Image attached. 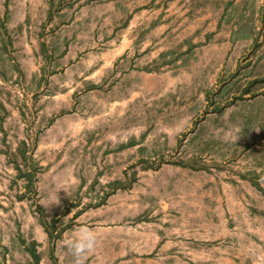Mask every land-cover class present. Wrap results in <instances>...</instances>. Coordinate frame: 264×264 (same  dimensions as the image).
<instances>
[{
  "label": "rangeland",
  "instance_id": "374dc122",
  "mask_svg": "<svg viewBox=\"0 0 264 264\" xmlns=\"http://www.w3.org/2000/svg\"><path fill=\"white\" fill-rule=\"evenodd\" d=\"M263 1L197 0L173 38L133 0H0V264H53L35 203L56 264L80 226L84 264H264Z\"/></svg>",
  "mask_w": 264,
  "mask_h": 264
},
{
  "label": "trees",
  "instance_id": "16d2710c",
  "mask_svg": "<svg viewBox=\"0 0 264 264\" xmlns=\"http://www.w3.org/2000/svg\"><path fill=\"white\" fill-rule=\"evenodd\" d=\"M259 18H260V22L263 23L264 22V1H263V6L260 10L259 13ZM255 46V45H254ZM264 80H260V81H251L248 83V85H246V87L242 90V94H247L248 92H250L249 90L251 89V87L257 83V82H263ZM33 150V148H31L30 150L28 149L26 142L22 141L18 147V154L20 156L21 162L22 164H20L17 160H14V168H16V170L18 171L17 174V178L20 180H23L25 182L24 188H25V193L23 195H21L19 197V200H23V198H25V196L27 194L31 193V196L33 198L36 197V187H35V182H36V175L42 170L40 167H38L36 165V163H33V159L32 157L29 155V153ZM6 155V157L9 159V154L7 152L4 153ZM23 166L26 167V169L23 168ZM251 182L254 186L257 187V189L264 194V189L262 186H260L256 181H254L253 179H251ZM114 184L121 185V183L119 182H115ZM107 196V194L104 196V198L102 199V203L104 202L105 197ZM100 203V204H102ZM35 208L37 210V212L39 213V223L42 226V228L44 229V231L46 232L48 239H49V243H50V258L53 262V264H56V258L54 256V249H55V240L56 238H58L59 234H57L58 236L55 237L54 233H53V228L55 226L56 221L53 220V222L50 224L47 222L46 217H45V212L43 210V208L38 205L37 203H35ZM264 216V214H263ZM22 246L24 247L25 251L29 254L31 262L30 264H40L41 261V255L37 250L38 247V243L36 241H31L29 244H27L24 240L21 241Z\"/></svg>",
  "mask_w": 264,
  "mask_h": 264
},
{
  "label": "crops",
  "instance_id": "0c3cea01",
  "mask_svg": "<svg viewBox=\"0 0 264 264\" xmlns=\"http://www.w3.org/2000/svg\"><path fill=\"white\" fill-rule=\"evenodd\" d=\"M137 2L140 14L148 15L152 32L179 37L187 30L188 19H196L193 11L197 0H133ZM200 14L199 11H197ZM198 17L197 19H199ZM175 35V36H174ZM172 38V39H173ZM185 37L181 38L184 43ZM182 50H184L182 48Z\"/></svg>",
  "mask_w": 264,
  "mask_h": 264
},
{
  "label": "clouds",
  "instance_id": "9594fccd",
  "mask_svg": "<svg viewBox=\"0 0 264 264\" xmlns=\"http://www.w3.org/2000/svg\"><path fill=\"white\" fill-rule=\"evenodd\" d=\"M260 180L264 181V177ZM74 232L77 234L75 238L62 239L58 243L67 248L73 257V264H84V258L94 250L97 238L93 230L87 226H80L74 229Z\"/></svg>",
  "mask_w": 264,
  "mask_h": 264
}]
</instances>
